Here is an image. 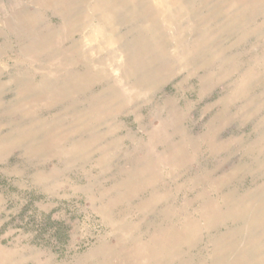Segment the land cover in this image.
<instances>
[{"label":"rangeland","instance_id":"374dc122","mask_svg":"<svg viewBox=\"0 0 264 264\" xmlns=\"http://www.w3.org/2000/svg\"><path fill=\"white\" fill-rule=\"evenodd\" d=\"M0 264H264V0H0Z\"/></svg>","mask_w":264,"mask_h":264}]
</instances>
